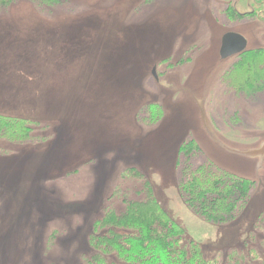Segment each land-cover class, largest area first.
<instances>
[{
	"label": "rangeland",
	"instance_id": "obj_1",
	"mask_svg": "<svg viewBox=\"0 0 264 264\" xmlns=\"http://www.w3.org/2000/svg\"><path fill=\"white\" fill-rule=\"evenodd\" d=\"M233 2L0 0V115L33 127L23 142L0 138V264H90L96 222L148 188L205 257L244 240L264 212V162L211 135L258 148L264 93L223 81L250 50L221 59L219 47L234 31L264 50V23ZM194 153L256 182L232 223L205 222L181 201L177 162Z\"/></svg>",
	"mask_w": 264,
	"mask_h": 264
},
{
	"label": "trees",
	"instance_id": "obj_2",
	"mask_svg": "<svg viewBox=\"0 0 264 264\" xmlns=\"http://www.w3.org/2000/svg\"><path fill=\"white\" fill-rule=\"evenodd\" d=\"M261 51H247L246 60L258 65L250 62L243 72L232 66L223 81L231 89L249 82L255 86L253 94L264 93V57L259 60L258 55ZM32 133L33 127L26 119L0 115L1 139L12 138L20 143L32 138ZM193 142L188 145L195 147ZM177 165L181 201L196 217L214 225L235 221L255 189L253 180L228 174L197 153L183 155ZM147 191L145 199L127 203L119 213L110 210L96 222L90 238L94 252L90 264H264L263 211L239 245L224 254L205 257L197 239L166 212L150 188Z\"/></svg>",
	"mask_w": 264,
	"mask_h": 264
},
{
	"label": "water",
	"instance_id": "obj_3",
	"mask_svg": "<svg viewBox=\"0 0 264 264\" xmlns=\"http://www.w3.org/2000/svg\"><path fill=\"white\" fill-rule=\"evenodd\" d=\"M246 48V39L244 36L237 32H226L221 38L219 47V56L221 59L229 58L233 55H237L243 52ZM153 75L155 76L154 70ZM211 139L217 142L228 153L239 155L248 158H258L257 168H261L264 162V142L260 144L258 148H251L247 150H238L228 147L217 139L214 135H211Z\"/></svg>",
	"mask_w": 264,
	"mask_h": 264
},
{
	"label": "flooded vegetation",
	"instance_id": "obj_4",
	"mask_svg": "<svg viewBox=\"0 0 264 264\" xmlns=\"http://www.w3.org/2000/svg\"><path fill=\"white\" fill-rule=\"evenodd\" d=\"M219 1L220 0H216L217 3H219ZM239 4H244L245 8H246V11H244L242 13L237 11L239 16H246V17H248L250 19H255L256 18L257 21H260V22L264 23V0H234V2L232 3L233 8L236 9V7ZM228 32H234V31H228ZM248 43H249L248 39H246V48H245V50L248 49V50L252 51V48L247 47Z\"/></svg>",
	"mask_w": 264,
	"mask_h": 264
}]
</instances>
